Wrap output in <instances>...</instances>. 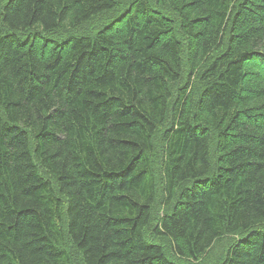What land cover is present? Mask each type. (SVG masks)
<instances>
[{"label": "trees", "instance_id": "16d2710c", "mask_svg": "<svg viewBox=\"0 0 264 264\" xmlns=\"http://www.w3.org/2000/svg\"><path fill=\"white\" fill-rule=\"evenodd\" d=\"M0 107V264H264V0H0Z\"/></svg>", "mask_w": 264, "mask_h": 264}, {"label": "rangeland", "instance_id": "374dc122", "mask_svg": "<svg viewBox=\"0 0 264 264\" xmlns=\"http://www.w3.org/2000/svg\"><path fill=\"white\" fill-rule=\"evenodd\" d=\"M5 0H3L4 2ZM114 12L112 13H101V15H97L91 20H89L86 23L79 24V26L76 27V31L79 33H83L86 31H91L95 32L98 29L102 28L103 26L108 23V19H111V16ZM186 81V77H184L180 82V86H183V82ZM171 102L169 105V110H168V116L170 117V111H171ZM1 110V107H0ZM164 130V125L158 127L156 133L153 136V141L151 148L154 149L152 153H150V160L152 164V173H154L155 177V182H156V195H155V200L152 205L151 210V220L149 221V224L146 227V236H148L149 239L159 243L162 245V247L165 249L167 253H170L171 247L169 241L167 238H164L163 236H157L155 235L154 232V227L158 224L160 219H162V216L164 213L168 212L170 209V201L166 199L165 191L162 185L164 183V178H163V151L164 148L163 142H162V136L161 133ZM214 144V143H213ZM212 144V145H213ZM214 146V145H213ZM215 160V158H214ZM37 168L40 170L41 173L42 169L40 168V165H37ZM45 174V173H44ZM62 206L60 208V218L56 219L57 225L65 229V224H66V214H64L65 210ZM233 237L230 234H223L219 238L215 240L213 245L203 254L201 257L196 258L195 260L191 261H185L186 264H218L220 261H222V257H224V254L226 252L227 247L229 246L228 244L232 241ZM66 246V251L68 253L70 263L69 264H84L82 263V258L81 255L79 254L78 251H76L74 245L70 242V240L67 239V244Z\"/></svg>", "mask_w": 264, "mask_h": 264}]
</instances>
